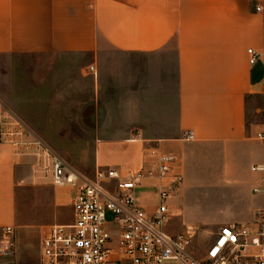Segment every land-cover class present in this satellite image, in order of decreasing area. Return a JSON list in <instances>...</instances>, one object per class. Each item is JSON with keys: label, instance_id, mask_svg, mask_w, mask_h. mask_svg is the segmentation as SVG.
I'll list each match as a JSON object with an SVG mask.
<instances>
[{"label": "crops", "instance_id": "obj_1", "mask_svg": "<svg viewBox=\"0 0 264 264\" xmlns=\"http://www.w3.org/2000/svg\"><path fill=\"white\" fill-rule=\"evenodd\" d=\"M248 48H264V0H0V56H60L75 62L67 68L76 83L93 79L92 90L109 51L145 55L151 71L173 75L177 134L150 148L171 156L170 175L182 177L166 200L164 230L177 237L191 229L198 246L223 226L253 227L264 212V195L254 192L264 179V142L257 138L264 130V66L248 65ZM0 104V243L4 229L12 231L0 264H41L40 241L67 221L65 214L72 219L74 192L53 186L41 160L2 139L9 124L33 136ZM143 146L137 139L103 141L95 168H148L153 161ZM171 181L144 180L138 204L154 212L155 191ZM32 239L39 260L26 252Z\"/></svg>", "mask_w": 264, "mask_h": 264}, {"label": "built area", "instance_id": "obj_2", "mask_svg": "<svg viewBox=\"0 0 264 264\" xmlns=\"http://www.w3.org/2000/svg\"><path fill=\"white\" fill-rule=\"evenodd\" d=\"M246 56L249 66L258 62L264 66V48H248ZM87 71L94 75L92 66ZM2 115L0 104V126ZM1 136L13 149H23L37 161L41 160L53 186L67 187L74 192L71 221L51 226L40 241L41 264H264V212L257 214L253 227L219 228L197 256L190 250L194 236L191 229L177 237L165 232L166 200L182 183L180 175H170L171 156L150 148L145 155L153 163L148 168L143 164L137 170L120 174L111 168L98 167L87 177L71 170L18 124L2 128ZM257 138L264 142V130ZM186 139L191 140L192 135L188 134ZM260 171L264 172V167ZM167 176L172 179L171 183L155 191L157 208L152 213L146 212L138 204L135 191L146 179ZM254 192L264 195V179L262 188ZM11 232L10 228L4 229L0 255L10 249Z\"/></svg>", "mask_w": 264, "mask_h": 264}, {"label": "rangeland", "instance_id": "obj_3", "mask_svg": "<svg viewBox=\"0 0 264 264\" xmlns=\"http://www.w3.org/2000/svg\"><path fill=\"white\" fill-rule=\"evenodd\" d=\"M150 63L145 55L109 51L100 59L92 90L93 79L76 83L67 68L75 62H64L60 56L4 55L0 99L31 138L74 172L91 177L97 164L95 149L103 141L137 139L150 149L155 139L176 136L173 75L151 71ZM64 219L69 223L71 213ZM208 244H190V250L197 256ZM36 246L34 239L28 242L26 252L32 260H39Z\"/></svg>", "mask_w": 264, "mask_h": 264}]
</instances>
